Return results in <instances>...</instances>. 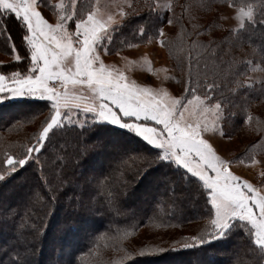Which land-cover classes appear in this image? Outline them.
Returning <instances> with one entry per match:
<instances>
[{"label":"snow or ice","instance_id":"snow-or-ice-1","mask_svg":"<svg viewBox=\"0 0 264 264\" xmlns=\"http://www.w3.org/2000/svg\"><path fill=\"white\" fill-rule=\"evenodd\" d=\"M48 7L55 11L52 21L44 15ZM128 7L131 9L132 5ZM167 7L171 10V5ZM120 15L127 13L121 11ZM5 16L14 18L21 32L19 45L8 32L7 21L0 33L6 34L16 65L14 71L0 72V100H45L50 113L36 144L16 158L6 157L9 174L29 161L41 165L39 154L46 143L68 126L84 129L89 120L94 125L111 124L133 133L148 146L133 151L147 167L163 163L176 169L173 176L181 184L190 185L210 206L208 237L193 236L192 243L184 247L221 239L239 228L264 252V194L234 174L229 168L232 161L218 155L210 142L212 137H205V133L218 130L217 120L222 115L221 103L212 104V93L220 88L215 80L199 85L190 79L183 89L185 94L179 97L162 88L129 81L122 70L101 58L102 53H108V43L117 28L114 17L108 15L105 19L96 11L79 14L76 0L69 5L49 4L48 0H0V18ZM165 18L172 23L171 18ZM236 18L241 29L245 21L255 23L251 7L247 11L240 9ZM143 32L140 28L139 34ZM158 33L163 36V28ZM198 87L203 88L202 95L197 94ZM209 114L215 119L209 120ZM139 174L137 171L134 176ZM4 179L0 176V181ZM151 254L153 250L140 251L142 256Z\"/></svg>","mask_w":264,"mask_h":264},{"label":"trees","instance_id":"trees-1","mask_svg":"<svg viewBox=\"0 0 264 264\" xmlns=\"http://www.w3.org/2000/svg\"><path fill=\"white\" fill-rule=\"evenodd\" d=\"M203 1L206 3L205 0H202V2L198 1L202 7L200 9L201 13L206 7ZM224 2L250 6L253 9L255 23L245 21V27L238 29L233 34L235 35V42L241 43L242 45L240 46H253L255 53L259 54L264 61V0H221L219 3ZM90 4V0H79L78 8L82 10L85 7L88 8ZM137 18H140L139 22ZM126 19L125 22L124 20L122 21L119 27V34L124 37H112L110 42V44H118L121 49L136 39L132 36V33L137 29L138 25L154 23L155 28L150 26L152 29H147L152 32V35H154L158 25L156 24L157 20L150 23L149 9L140 16L129 15ZM5 21H7V29L11 33L12 39L19 45L21 26L14 18L5 16L0 18V33L4 32L3 24ZM196 22L199 23L198 20ZM134 24L135 29L131 30ZM144 34L145 32H143ZM0 42L2 43L0 44L1 47H6V34L0 35ZM178 48L180 51L178 58L180 60L184 59L185 67L187 64L191 68L193 64L195 65L197 74L194 75V80L200 81L199 85H202L204 81L215 80L220 85L217 90L220 92V96L221 93L224 96L231 94L230 90L223 89V81L219 80V74L214 70V49L213 51L205 49L206 51L196 55V51L194 54L193 49L189 45L177 46L176 52ZM167 50L170 51V45ZM189 53L190 56L188 55ZM188 57L189 61L187 63ZM241 60V58L238 59L236 70L243 66ZM21 63L23 64L24 62L22 61ZM218 68L222 69V71H219L221 76L222 74L223 76L227 74L228 71L223 72V69L226 70L227 68L226 64L219 63ZM14 70H16L14 60L5 63L0 62V72ZM212 71H214V74H212ZM234 81L232 80L231 83H235ZM240 91L244 92L246 88L241 86ZM200 93L203 94L202 87ZM212 95L216 94L212 93ZM220 96L218 97L219 99ZM44 101L22 99L19 101H4V103L0 104V108L4 107L6 111L13 110L17 106L41 104V107L33 111V113L19 112L3 119L1 118L2 115H0V173L9 174L6 171L8 166L4 162L7 156L11 155L16 158L26 149L27 140L21 137L26 132H24L23 126H33L45 121L44 115H47L49 107H45ZM16 102L20 104L13 108L11 107L12 109H7L8 106ZM24 114L32 117H27ZM38 114L41 117L36 121L35 116ZM123 134L124 131L121 129L106 123L98 125L89 123L84 129L79 126H68L62 131H58L51 138V142L45 145V149L39 154L41 165L38 166L34 161H29L23 168H18L17 172L10 173L7 178L0 181V264H48L49 260L52 262L57 257L65 258H63L65 262L59 264H81L84 256L88 254V248L92 245L93 233L97 230V232L105 231L107 235H111L112 231H116L115 221L121 215H124L126 211L136 209L125 210L122 206L119 207L120 203L127 202L126 197L129 196L127 190L130 188H133L134 191L131 196L133 194L136 195L134 200L139 195H142L145 199H149V197L156 199L148 203L147 210L140 211L139 208L136 209L137 214L141 216V223L152 218L158 220L156 222L158 226L169 228L173 223H177L180 226L190 220L207 221L209 219L210 206L205 203L204 198L190 185L187 183L181 184L178 177L173 176L176 169L169 168L163 163L153 164L151 168L147 167L140 155L133 151H137L136 148L140 151L148 148V146L140 139L135 141H132L131 138L125 139ZM95 137H102L104 143H111L112 141L114 147H123L124 153L118 155L114 149L107 150L103 146L104 144H99L100 149H94L91 153L92 157H89L87 151L89 146L93 144L89 141L92 138L96 139ZM110 156L114 157L115 161L111 166L107 167V170H103V166ZM86 167L91 171L94 169L98 171L94 175L95 177L92 176L88 181L95 185L93 194L96 196L95 198L99 205H107L114 210L110 211V216L98 217L96 215L97 217L93 218L85 217L86 212L80 213L77 209L79 208V203L77 204L76 197L83 196L84 191H86L85 189L81 191L76 189L80 182L79 180H81V178H78L79 168L83 169ZM146 167L148 170L145 169ZM145 170L146 172H144ZM137 171L140 174L134 176ZM147 172H150L149 174H151L152 180L154 179L155 182L142 185V181H139L136 184L135 178L141 180ZM70 181L72 182L70 183ZM23 189L32 191V194H29V198L19 199L20 192ZM188 195L190 197H186ZM192 195H195L196 206H202V209L195 213L188 212L183 207L184 199L186 202ZM66 199L72 202L70 201L69 204L65 205ZM114 199H121V201L119 200L120 202L116 203L117 206L114 205ZM127 203L131 207L132 202L129 201ZM117 208L121 209V211H117ZM175 210L181 212V217H173ZM182 212H185V214L182 215ZM96 213L94 212V214ZM59 214L61 218L58 225H56ZM74 216L78 217V222L73 220L72 217ZM109 217L114 219L111 223L108 220ZM133 217L134 214H128L125 217L126 222L130 224ZM89 220L97 221L98 224L90 226ZM45 222L46 232L41 237ZM103 223L107 224L106 228H104ZM91 227L92 231L90 233L87 229ZM94 227L96 228L95 230ZM51 229L52 232L49 234ZM209 230L206 229L202 236L207 238ZM17 236L19 239H16ZM236 239L240 242L238 248L242 246V254L225 263L227 253L232 252L231 242ZM185 244H189V242L184 243L180 250L172 251L168 249L159 251L155 255L132 258L126 261L125 264H133L138 260V264H263V252L251 242L248 234L239 228L231 230L229 234L221 239L206 240L204 244L199 246L184 247ZM40 246H42L41 250L36 257L35 252L39 250Z\"/></svg>","mask_w":264,"mask_h":264},{"label":"rangeland","instance_id":"rangeland-1","mask_svg":"<svg viewBox=\"0 0 264 264\" xmlns=\"http://www.w3.org/2000/svg\"><path fill=\"white\" fill-rule=\"evenodd\" d=\"M90 1L91 4L88 8L85 7L84 9L79 10V0H76V11L79 14L84 15H86L88 11H96L99 15H103L105 19L108 15H112L114 17V23L117 25L116 31L113 33L112 37H124L119 34V27L123 20L124 22L127 20L126 18H128L129 15L140 16L149 9L151 18L150 23L151 21L154 22L157 20L156 24L158 25L155 29L154 35H152L151 31H148L152 29L150 26H154L155 28L154 23L138 25L137 29H135L134 24L132 25L131 30L135 29L132 36L136 39L126 44L122 49L118 47V44L116 43H108V53L106 55L102 53L101 58L104 62L109 65H114L122 70L125 76L128 77L129 81H135L137 84L149 85L155 89L162 88L170 95L179 97L185 94L183 89L187 86L190 79L194 84H197V82L199 84L200 81L194 80V75L197 74L195 65L193 64V67L191 68L190 65L188 66L187 64L185 67L186 64H184V59L180 60L178 58L180 51L178 48L176 52L177 46L179 47V45L183 44L189 45L190 48L193 49L194 54L196 51V55H199L206 50L213 51L214 49V70L218 72L219 80L223 81V89L230 90L231 94L224 96L223 93H221L220 96L219 91H216L217 93L214 92L216 95H214L215 97L213 96L214 99L212 104L215 105L217 101L221 103L222 115L217 120L218 130L205 133V137H212L210 142H212L214 148L217 149L218 155L225 160L232 161L229 168L234 174L240 176L242 180H248L261 192V194H264V61L260 58L259 54L257 55L255 53L253 46H240L242 45L241 43L235 42V35L233 34V32L240 29L239 22L236 18L237 12L240 9L247 11L250 6L231 4L228 2L219 3L221 0H205L206 3L203 1V4L205 3V6L208 9L205 7L203 13H201L200 9L202 7L198 2L199 0ZM200 1L202 2V0ZM48 2L49 4L63 2L65 5H69L71 0H48ZM129 4L132 5L131 9L128 7ZM157 4L160 5L159 8H156ZM149 5L153 6L151 10ZM167 5H171V10H169ZM121 11L127 13V15L121 17ZM44 15L50 21L55 19V11L51 7L44 9ZM165 17L171 18L172 23L169 24L167 19H163ZM137 20L139 22L140 18H137ZM197 20L199 23L196 22ZM140 28L144 29V35L139 34ZM159 28H163V36L159 35ZM161 41H163V43H161ZM0 44L2 43L0 42ZM129 44L132 46H128ZM169 45L171 53L167 50ZM188 55L190 56V53ZM239 58L242 59L241 62L243 66L236 70ZM11 60H14V57L10 45L6 43V47L3 48L0 46V62L5 63ZM188 61L189 57L187 58V63ZM219 63L227 65L226 70L223 69V72L228 71L224 76L223 74L221 76L219 72L220 70L222 71L221 68H218ZM212 74H214V71H212ZM232 80H235V83L232 84ZM241 86L245 87L246 91L241 92ZM200 90L201 87H198V95H202ZM234 92H236L237 95ZM219 96L220 99L218 98ZM22 99L31 98H6L0 100V104L4 103V101H19ZM44 103L46 107L48 102L44 101ZM18 104L20 103L16 102L15 104L8 106L7 109H10L11 107L13 108ZM40 107V103L30 106H17L9 111H6L3 107L0 108V115H2L1 118L3 119L14 114L16 115L19 112L33 113V111H36ZM49 114L48 111L47 115H44V119H46ZM24 115L27 116L26 114ZM29 116L30 115L27 117ZM40 117V114L35 116L36 121H38ZM249 117H251V119H249ZM84 118L85 117L82 115L81 119ZM208 119L212 120L215 119V117L209 114ZM89 123H91L90 120L87 124ZM43 125L44 122H40L33 126H23L24 132H26L21 137L27 140L26 148L32 147L36 144V137L39 135V131ZM119 129L124 131L123 135L125 139L131 138L132 141L139 140V138L134 136L133 133L122 128ZM95 138L96 139L92 138L89 141L90 143H93L89 146L87 151L89 157L94 149H100L99 144H104L103 146H105L107 150L114 149L118 155L124 153L123 147H118L117 145V147H114L112 141L111 143H104L102 137ZM136 150L139 151L137 148ZM253 160H255L256 163H252ZM114 161V157L110 156L108 161L104 164L103 170H107V167L111 166ZM5 165L8 166L6 163ZM151 167H153V165ZM145 169H147V167ZM144 172H146V170ZM97 173L98 171H96V169L91 171L87 167L83 169L79 168V177H77L81 178V180H79L80 182L76 189L77 191H81L82 189H85L86 191H84L83 196L76 197L77 204L79 203V208L77 209L80 213L83 211L86 212L85 217L88 216L93 218L97 217L96 215H98V217L110 216V211H114L110 206H101L96 201V196L93 194L95 191V185L94 183H89L88 179L92 176L95 177L94 175ZM149 173L150 172H147L142 179L140 178L141 180L135 178L136 182H134L137 184L139 181H142V185L150 182L154 183L155 181L154 179L152 180L151 174ZM9 175L10 174L0 173V176H5V178ZM35 182L37 183V181ZM71 182L72 181H70V183ZM127 193L129 196L126 197V201L132 202L131 207L128 206L129 203L127 202L119 204V207L122 206L125 210L139 208L140 211H144L148 209L149 202L156 200L151 197L145 199L142 195H139L137 199L134 200V196L136 195L133 194V196H131V193H134L133 188L127 190ZM20 194L19 199H26L29 198V194L31 195L32 191H29V189H23ZM186 197H190V195ZM119 200L121 201V199H114V205H116ZM70 201L71 200L66 199L65 205L69 204ZM122 201H124V199H122ZM183 207L191 213H195L202 209V206H196L195 195H192L186 202L184 199ZM136 209L126 211L124 215H121L120 218L115 221L114 226L116 227V231H112L111 235H107L105 231L97 232L96 230L93 233L92 245L88 248V254L84 256L81 264H125L126 261L132 258L151 256L155 255V253L158 254V252L154 251L156 249H163V251L168 249L172 251L180 250L184 243L189 242L190 244V242H192L190 239L191 237L202 236L206 229L211 230L210 217L208 220L206 219L207 221L190 220L180 226L177 223H173L171 227L164 228L158 226L156 224L158 220L152 218L141 223V216L137 214ZM118 210L121 211V209L117 208V211ZM94 212L97 213L94 214ZM185 212H182V215L185 214ZM128 214H134L133 220L130 224L125 220V217ZM173 217H181V212L175 210ZM57 218L58 221H56V225H58L61 218L60 214ZM72 218L78 222L77 216ZM108 220L111 223L114 219L109 217ZM89 224L92 226L93 224L97 225L98 223L97 221H90ZM103 226L106 228L107 224L103 223ZM46 228L45 222L41 237L45 234ZM95 229L96 228L94 227V230ZM87 230L91 233L92 227ZM51 232L52 229L49 234ZM16 239H19V237L17 236ZM239 243L238 239L231 242L232 252L227 253L225 263L230 259L237 258L239 254H242V246L238 248ZM41 247L42 246H40L39 250L35 252L36 257L38 256ZM142 249L153 250L154 254L142 256L140 255ZM63 258L57 257L52 262L49 260L48 264L65 262V258ZM262 258L264 264V252ZM138 261L133 264H138Z\"/></svg>","mask_w":264,"mask_h":264}]
</instances>
